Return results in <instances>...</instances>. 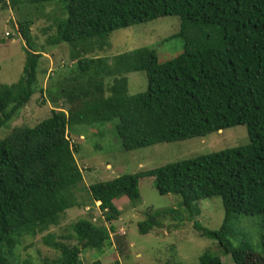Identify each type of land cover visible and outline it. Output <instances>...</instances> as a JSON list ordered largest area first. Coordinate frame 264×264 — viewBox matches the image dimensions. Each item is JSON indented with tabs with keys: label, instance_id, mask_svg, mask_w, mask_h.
<instances>
[{
	"label": "trees",
	"instance_id": "1",
	"mask_svg": "<svg viewBox=\"0 0 264 264\" xmlns=\"http://www.w3.org/2000/svg\"><path fill=\"white\" fill-rule=\"evenodd\" d=\"M56 1L64 7L63 18L56 23L57 35L50 36L48 44H69L76 66L57 88L49 89V97L55 104L63 101L69 109L56 106L49 119L33 128L16 127L0 140V264H15V249L23 237L34 238L59 227L69 209L82 206L76 191L84 184V171L69 135L74 125L115 121L125 151L203 138L239 125L246 126L249 143L91 184L89 202L100 203L101 222L80 218L71 224L70 238L76 244L48 233L45 243L58 251V258L46 264H86L82 254L88 250L99 253L91 264H108L102 256L111 250L112 234L117 233L115 222L122 215L115 202L127 197L137 205L140 180L149 177L155 179L160 195L180 197L179 208L168 215L176 226L194 222L201 237L217 242L235 264H264V0L0 3L3 9L10 5L37 10ZM166 16L181 21L180 31L172 37L184 41L178 57L162 63L158 54L147 48L111 59L91 56L111 46L110 37L116 30ZM29 17H24L18 28L26 42L24 75L16 84L0 86V129L37 92L45 52L34 47V21ZM137 71L147 74L145 92L129 96L118 85H125L124 79L107 90L106 78ZM216 197L222 200L224 220L218 230H211L195 217L200 214L201 200ZM240 215L262 217L263 254L236 247L231 241L232 221ZM164 223L161 213L147 212L138 230L147 235ZM199 264L224 263L219 256L205 252Z\"/></svg>",
	"mask_w": 264,
	"mask_h": 264
},
{
	"label": "rangeland",
	"instance_id": "2",
	"mask_svg": "<svg viewBox=\"0 0 264 264\" xmlns=\"http://www.w3.org/2000/svg\"><path fill=\"white\" fill-rule=\"evenodd\" d=\"M62 1V0H61ZM52 2L43 9L24 6L2 8L0 3V86L16 84L24 75L26 42L18 32L19 22L24 17L32 18L31 28L34 47L44 51L40 61L37 92L30 103L15 118L0 129V140L6 138L14 128L35 127L51 117L54 107L68 110L63 101L53 103L49 89L57 88L58 82L72 75L76 62L71 60L72 48L69 44L52 46L49 37L57 35L56 23L61 16L62 4ZM32 11V12H30ZM180 18L166 16L153 21L116 30L111 34V46L103 51L91 53V56L114 58L115 56L147 48L154 50L165 63L183 53L182 38H172L180 31ZM8 34V35H7ZM124 79L125 85L118 84L129 96L143 93L148 88L147 74L144 71L130 72L118 77L106 78L105 84L115 85ZM44 90V93H42ZM1 117V115H0ZM78 118L73 123H77ZM115 122L104 124L74 125L69 133L79 152L76 160L84 171V184L76 191L81 207L69 209L59 227L34 238L23 237L15 249V264L29 261L31 264H46L58 258V251L46 245L44 238L48 233L59 240L76 244L70 238L71 224L80 218L101 222L102 212L99 204L89 202V186L97 182H106L121 175L136 174L162 167L167 164L186 160L249 143L246 126L239 125L203 138H192L174 143H162L154 146L125 151L115 130ZM141 200L132 204L127 197L117 199L115 205L122 213L115 222L117 233L112 234V247L103 256V262L110 264H199V258L205 252L219 256L224 264H235L231 255L226 254L218 243L204 237L195 229L194 222L178 223L168 215L179 208L180 197L162 196L156 189L152 177L140 180ZM200 214L195 220L211 230H218L224 220V208L220 198L201 200L198 204ZM147 212H159L165 217L162 228H156L147 235L139 233L138 224L146 219ZM168 218V220H167ZM167 220V221H166ZM109 225V224H107ZM110 226V225H109ZM231 241L236 247H247L254 254H263L261 235L263 223L261 216L240 215L233 219ZM66 238V239H62ZM69 238V239H68ZM99 253L88 250L82 254L84 263L97 260ZM48 264V263H47Z\"/></svg>",
	"mask_w": 264,
	"mask_h": 264
},
{
	"label": "clouds",
	"instance_id": "3",
	"mask_svg": "<svg viewBox=\"0 0 264 264\" xmlns=\"http://www.w3.org/2000/svg\"><path fill=\"white\" fill-rule=\"evenodd\" d=\"M97 204H99V205H100V203H97Z\"/></svg>",
	"mask_w": 264,
	"mask_h": 264
},
{
	"label": "built area",
	"instance_id": "4",
	"mask_svg": "<svg viewBox=\"0 0 264 264\" xmlns=\"http://www.w3.org/2000/svg\"><path fill=\"white\" fill-rule=\"evenodd\" d=\"M8 35V34H7Z\"/></svg>",
	"mask_w": 264,
	"mask_h": 264
}]
</instances>
